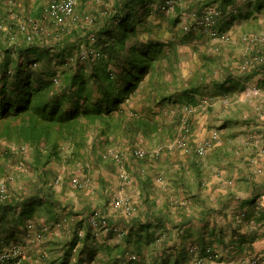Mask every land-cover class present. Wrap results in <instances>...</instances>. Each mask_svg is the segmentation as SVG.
<instances>
[{"label":"trees","instance_id":"trees-1","mask_svg":"<svg viewBox=\"0 0 264 264\" xmlns=\"http://www.w3.org/2000/svg\"><path fill=\"white\" fill-rule=\"evenodd\" d=\"M166 1L113 0L112 7L104 2V11L94 17L90 29L86 26L72 27L60 34L62 37L58 38V43L53 44L27 43L22 37L23 43L16 44L17 58L12 56L11 49H5V59L0 63V175L13 166L15 160L20 162L17 157L25 158L23 150L27 145L32 149L31 164L35 174L30 176L31 186L27 193L20 190L19 195L15 196L9 190L8 197H0L1 250L13 239H18L21 228L29 234L30 222L34 223L35 229H40L41 218L47 222L43 225L59 222L67 208L57 194L53 164L84 162L90 131L99 125L97 131L108 136L119 128L121 121L123 123V119L130 115L123 112V104L148 74L157 76L160 83L165 84V70L174 68L180 58L179 48L200 38L201 35L193 31L195 26L212 36L211 31L219 35L229 33L235 21L254 19L259 20L260 25L264 23V17H261L264 14V0H248L241 4H237L239 0H193L185 10L202 15L211 7L222 14L211 27L188 19L190 29H186V21L181 24L180 17L184 10L175 5L174 10L170 11L165 7ZM42 10L43 4L31 13L38 17ZM168 20L170 24L165 25L164 21ZM85 46L95 47L103 55L96 60L66 64L69 55L77 54ZM192 49L202 54L206 61L201 65L197 62L188 85L181 91V97L173 102L198 105L205 93L219 94L225 86L228 87L224 92H229L231 86L237 84L243 87L264 71L263 60L257 64L254 62L240 75H235L228 66L224 67L222 77H210L214 66L222 68L223 65L216 64L215 55L209 56L199 48ZM261 55L264 56V52L261 51ZM30 62H38L39 65L32 67ZM57 75L58 81L55 80ZM160 98L161 103L171 100L164 94ZM133 115L128 117L129 120L136 118L142 125L144 121L138 115ZM4 140L7 143L1 146ZM96 156L103 161L102 156ZM177 205L182 204L177 202ZM100 209L107 211V206ZM113 214H109L108 220L121 228L112 222ZM87 223L83 238L79 235L81 230L78 231L76 227L68 241L55 242L57 246L62 244L64 249L55 259L49 258L51 252L57 253L61 248L46 247L42 252L41 264H132L133 260L128 256L130 245H135V250L142 252L143 244H137L138 240L133 241L132 227L128 232L123 230L122 240L112 244L97 242L93 231L99 230L91 225L89 216ZM142 226L144 228L145 224ZM77 246H80L79 249ZM207 247L198 246L203 252ZM102 253L103 256H100ZM99 256L100 259H97ZM179 256L185 261L191 260L185 248ZM179 256L174 264H180ZM169 258L170 255L166 259Z\"/></svg>","mask_w":264,"mask_h":264},{"label":"crops","instance_id":"crops-1","mask_svg":"<svg viewBox=\"0 0 264 264\" xmlns=\"http://www.w3.org/2000/svg\"><path fill=\"white\" fill-rule=\"evenodd\" d=\"M21 1L25 6L42 4L39 0ZM2 2L4 0H0L1 6ZM185 15H181L185 18L184 21L186 20ZM164 22L165 25L170 24L169 20ZM178 51L180 58L173 66L174 68L170 69L172 71L170 76L165 75L167 80L165 84L160 83L159 78L155 76L157 74H152L155 77L148 74L130 99L123 104V112L131 114V116L134 112H144L145 115L137 116L144 121L142 125H139L136 118L129 120L130 115L126 119H123L121 115L123 123L121 121L120 127L109 133L108 136L101 135L96 131L95 136L99 137L98 140L101 142L94 140L91 150L87 145L84 163L88 166L89 162L94 166L98 165L97 168H101L103 173L102 164H98L99 161L95 162V153L102 156L103 162H106L108 160L102 153L117 148L115 146L118 144L125 146L132 143L131 147L141 144L150 151L161 149V154L157 157L150 156L143 160L133 158L132 161L136 165L133 170L131 159H129L127 166L134 174V180H131L130 183L123 185L121 178L118 179V177L115 181L117 185L121 183L124 187L127 186L131 192L130 196L135 205V211L131 216L115 213L111 215V220L127 232L132 227L133 241L138 240L137 244H143L142 252H137L135 245H130L128 256L133 260L132 264H174L182 249L185 248L189 253V248L193 244L201 248L212 245L221 254L218 259L207 257V264H243L239 259L242 254L264 253V157L258 156L259 147L245 145L246 140L241 145L240 140L234 138L239 132L235 130L239 129L241 112L250 105L248 103H232L225 106L232 101L224 104L219 95L235 94L238 89L247 87L248 82L255 81L250 80L243 87L242 84L232 85L229 92H224L228 87L225 86L219 94L212 93L209 96L215 97L213 103L199 108L192 116V141L194 143H199L211 134L212 130L209 127L215 120L208 119L209 115H221V120L224 122L222 132L226 136L233 135L228 139L230 143L217 144L203 157H196L197 154L194 151L186 152L180 148H172L171 143H165L162 146L160 143L165 140L166 131L173 129L171 131L173 138L170 140H174L180 133L184 107L187 104H182L180 101L173 102V100L175 98L179 100L182 89L188 85V79L196 69L191 64L185 65L184 62L188 60L194 62V58L199 55L195 50L190 49L179 48ZM150 77L153 78L151 84L149 83ZM258 78L256 80L263 86V92L256 97L264 99V71L258 75ZM161 94L171 97V100L161 103ZM233 98L231 97V99ZM237 101L235 100V102ZM234 108L238 109L234 111ZM163 111L166 113L165 117L167 113L172 112L176 116L172 119L175 123H172L171 127L168 119L163 117ZM163 118L166 119L164 122ZM235 125L237 127H234ZM97 127L95 129H98ZM242 127V130L245 131L246 126ZM126 148L124 147V149ZM256 157H259L258 161H250ZM110 159L113 160L111 157ZM113 162L119 170L118 164L114 160ZM159 175H162L163 181L158 179ZM99 176H101L98 177L100 188L98 194L100 195L80 193L81 196L76 202L67 199L68 205L65 206L67 209L58 220L63 224L58 226L59 222L56 221L49 223L50 229L44 247L61 248L57 253L52 251L49 258L55 259L59 251L60 253L64 251L63 245L57 246L55 242L68 241L76 227H78V231L84 230L85 235L88 225L87 217L90 216L93 209L98 208L91 209L93 203L104 206L103 202L111 201L112 195L109 197L108 194L104 195L102 192L109 188L115 189V185L110 184L111 180L108 182L102 175ZM132 183H135L134 190H131ZM85 199L87 201L83 202ZM176 201L182 205H177ZM76 205H83L91 211L83 214L84 210H77L81 207ZM68 212L70 213L68 214ZM74 213L77 215H73ZM130 217L131 219H129ZM39 220L41 224L38 227L41 228L43 224H47L45 218ZM143 224H145L144 228ZM21 229L20 236L18 235L17 238L29 245L32 255L34 258L37 257L34 261L41 264L42 255L40 254L44 249L36 247L41 243L33 244L29 234L23 228ZM94 232L97 242L113 244L122 240V237L116 232H98L96 230ZM79 247L77 246L78 249ZM39 255L41 259L38 257ZM168 255H170L169 260L166 259ZM100 256H103V253ZM100 256L97 259H100ZM179 259L180 264L189 262L180 256Z\"/></svg>","mask_w":264,"mask_h":264},{"label":"rangeland","instance_id":"rangeland-1","mask_svg":"<svg viewBox=\"0 0 264 264\" xmlns=\"http://www.w3.org/2000/svg\"><path fill=\"white\" fill-rule=\"evenodd\" d=\"M39 1H41V3L43 4V3H46L48 0H39ZM192 1L193 0H176V5L178 7H180V9L184 10V12L182 14L183 15L186 14L184 17L188 16V14H189L188 11L190 13L193 12L192 10H185L188 6H190L189 4ZM244 1H248V0H239V2L237 4H241ZM104 2H106L105 3L106 6H109V7H111V5L113 4V0H87V1L81 0L77 9H78L79 13H82V14L89 13V14L93 15V17H97L98 15L101 14V12L104 11V9H103ZM37 7H38L37 5H34V6L29 5V6H26L24 9L21 8V12L23 13V11L25 9H26L25 13L30 12V11L32 12V11H35L37 9ZM16 10L19 11V9H16ZM173 10H174V8L170 9V11H173ZM207 10L208 9H206V11ZM9 13H10L9 7L0 8V19L11 22L12 20L10 21V17L8 16ZM261 17L263 18L264 14H262ZM261 17H259V18H261ZM184 19L185 18L181 17V24H182V20L184 21ZM262 20L264 21V19H262ZM234 23L235 24L232 27V30L229 31V34L232 37L230 41L222 40L221 38H216V37H212L210 35H206L202 31V29H199L201 27L195 26L193 31L200 34L201 35L200 38L198 40L193 41L189 45H184V47L181 46L185 50L186 49L193 50L192 47L199 48L200 51L201 50L205 51V53L207 55L212 56V57L215 55L217 57L216 64H222L223 67L220 68V67L214 66L215 68H214L213 72L209 73V74H211V75H209L210 77H213V76L222 77V75H224L223 74L224 73L223 71L225 70L224 67H228V66H229L228 69H230V71H232L235 75H240L243 72L242 65L245 63V61H248V60L253 61V59H255L261 55V51L264 52V23L263 22H262L263 24L260 25L259 20L250 19V20H244V21H235ZM79 26H83V27L86 26L88 29H90L91 24L82 23ZM247 26H248V28H245ZM246 31L247 32L254 31L255 33H251V34L259 35V37H261V39H263V41H258V42H254V43L250 44V42L246 39V37L250 36L251 34H249V33L245 34ZM256 32H257V34H256ZM22 37L23 36L19 34V35H17L16 38L11 39V35L8 34L7 31H4V32L0 31V63L3 61V59H5V49H8V48L11 49L12 56L14 58L18 57V52L16 50V44L18 45V44L23 43ZM45 39H47V36H44V40ZM48 39H49L48 43H52V44L58 43L57 37L49 36ZM259 43H261V44L259 45ZM194 60H195L194 62H191L188 60L187 62H184V64L187 66L189 64H191L192 66H195V65H197V62H198V64L201 65V64L205 63L204 61H206L204 56H202L200 53L198 56H196L194 58ZM164 63L166 64V61H164ZM257 63H259V62H256L255 64H257ZM205 68L203 70H205ZM206 70H207V68H206ZM165 72H166L165 75L170 76V72H172V71L169 69H166ZM256 79H259L258 76H256L253 79V81H255V82H253V83L248 82L247 87L241 88V90L238 89L235 93L236 95L235 94L231 95L229 93L228 96L230 98L231 97L232 98L234 97V98L230 100V101H232V102H230V104L225 105V106H229L232 103H234V104L248 103L250 105L249 107L245 108L241 112V118L239 119L240 125L238 127L239 129L235 130V131H239V132H237L238 135L236 134L234 136V138L236 137V139H239L241 145H242V142L244 140H246L244 142L245 145H248L250 147H253V145H255V146L259 147L260 150L258 151V156H260L262 158V157H264V99L263 98L259 99L258 97H256L257 95H261L263 92V90H262L263 86H261L260 83L258 82V80H256ZM212 93L213 92L209 91L208 93H205V96L212 95ZM219 97H220L222 103L227 104V103L223 102V100H222L225 97L224 94H220ZM235 100H238V101L235 102ZM245 101H247V102H245ZM232 106H236V105H232ZM236 107H238V106H236ZM237 109L238 108H236V109L234 108V111ZM172 113H167V115L165 117L166 113L164 112V116H163V117L168 119V122H170V127H171L172 123H175L172 119L176 118V116ZM147 114L150 115V113H148V112H147ZM135 115H145V114H144V112H141V113L138 112V113H135ZM209 116H210V118H208V119L215 120V122L212 125L210 124V127H209L210 130L218 129L221 133V140L217 144H219V143L224 144L227 142L230 143L228 139L233 137V135L230 134V135L226 136L225 133L222 132V130L224 129V122H223V120H221L222 119L220 117L221 115H209ZM165 118H163V120H162L163 122H164V120H166ZM243 125L246 126V128H244L245 131L242 130ZM234 127H237V125H235ZM172 130L169 129L168 131L165 132V134H164L166 136V137H164L165 140H162L160 143L162 146H164L165 143H171L173 141V140H170L171 138H173V136L171 134ZM96 131H97V129L94 128L89 133L88 144H89L90 150H91V145L94 143V140H96V142L97 141L101 142L100 140H98L99 137L97 138L95 136L97 134ZM3 142H1V146L5 145L7 143V140H4ZM131 145H132V143H130V144L128 143V145H125V146L118 144L117 146H115L117 148H113V149H119V150H122L126 153V159H127L126 162L128 164L129 159H131V166L133 167L132 168V170H133L134 166H136V165L132 161L134 157L130 154L131 149L134 146L141 145V144L134 145L133 147H131ZM13 146H15V144H13ZM124 147H127V148L124 149ZM214 147L211 148L210 150L214 149ZM165 148H163V150H165ZM31 150H32L31 147H29L28 145L25 146V149L23 150L24 151L23 155H25V158H21L22 156L17 157V159H19L20 162L15 160V164H13V166L9 167L7 170L2 172V174L0 175V183L5 182L8 185L11 193H13L15 196L19 195L20 190L23 191V193H27L29 191L30 186H31V182L29 179H30V176L35 174L34 167H32V164H31V161H32ZM96 154L94 155V157L96 159L95 162L99 161ZM105 154H106V152L102 153L103 156H105ZM105 159H107L108 161L103 162L102 160H100L99 162H97L98 164H100V163L102 164V166L104 168L103 173L101 172L102 171L101 168L100 169L97 168L98 165L94 166L93 163H91V162H89V166L85 165V163L83 161H78L76 163L72 162V163H66V164H57V163L53 164V167L56 170V176L54 177L53 181H54L56 187L58 188L57 194L61 198V200L63 201L64 205H68L67 199H69L70 201L76 202L77 199L80 198V196H81L80 193H87V195H97V196L100 195V194H98V191L100 189L98 186V181H99L98 177H101L99 175H102L103 178H105L108 182L111 180L110 184L113 186L115 185V189L109 188L106 191H103L102 193L104 195L108 194L109 197H111V195H112V199L116 195H123V196L129 197L132 200V198L130 196L131 192H129L127 186L126 187L123 186V185H127V184H124L123 182H122L123 185L121 183L118 184L119 186L117 184H115L117 177H118V179L120 178L117 165L114 164L113 160H111L109 156H107ZM258 160H259V157H256L254 159H251L250 161L256 162ZM132 170L128 169V171L131 175V180H134V177H133L134 174H132L133 173ZM85 176H88L90 179L91 184H90L89 188H77V187L73 186L72 179H74L75 177L85 178ZM58 179H60L59 182H58ZM131 185H132L131 190H134L135 189L134 188L135 183H132ZM114 192H116V193H114ZM70 197H73V198H70ZM84 201H87V199L83 200V202ZM176 202H178V201H176ZM109 203H110V201H108V200H106L105 203L103 202V204L107 205V207L109 206ZM76 206L81 207V208H77V210H80V211H82V209L84 210L83 214L87 213V211H89V212L91 211L90 209L85 208L83 205H76ZM95 207H98L100 209V207H103V205H96L93 203L90 208L92 209ZM75 213H77V212H75ZM75 213L73 215H77ZM119 213H121V212H119ZM78 215H81V214H78ZM31 241L33 244L41 243L40 245L36 246L37 249H39V248L45 249V247H44L46 244L45 240L43 242H37V241H33V240H31ZM12 242L13 243L14 242H20L21 244H23L25 246L26 252H27L28 256H30V261H32V264L40 263V262L34 261V259H36L37 257L35 256V258H34V256L32 255V251H31V249L27 243L23 242L21 239H17V240L13 239L11 242L8 243V245H10ZM0 253H1V248H0ZM38 253L40 254L41 252H38ZM248 254H254V253L242 254L239 257L240 262H242L241 258L244 257L245 255H248ZM40 255H42V254H40ZM40 255L38 257L41 259ZM0 264H12V263H5L0 259ZM243 264H248V263H243Z\"/></svg>","mask_w":264,"mask_h":264},{"label":"built area","instance_id":"built-area-1","mask_svg":"<svg viewBox=\"0 0 264 264\" xmlns=\"http://www.w3.org/2000/svg\"><path fill=\"white\" fill-rule=\"evenodd\" d=\"M81 0H48L46 3H43V10L40 16H34L31 12L23 13L21 8H25L23 1L21 0H4L2 2V7H9L10 21H5L0 19V31H7L11 35V39L17 37V35H22L27 43H37L45 42L48 43L49 36H54L60 38L65 30L68 31L72 27L79 26L82 23L92 24L94 22L93 15L87 13L82 14L78 11V6ZM176 0H167L166 6L169 10L175 8ZM16 9H19L16 10ZM221 11L215 8H208L202 15H197L195 12H191L186 17L185 28L190 29L187 21L192 19L197 21L198 25L204 27H211L216 24L219 17L221 16ZM12 18V19H11ZM16 33V34H15ZM212 37L221 38L222 40H231V35L229 33H223L219 35L217 32L211 31ZM44 36H47V39L44 40ZM246 39L251 43L263 41L259 35L251 34L247 36ZM103 53L95 47L85 46L77 54L69 55L66 59V64L73 63L74 61H86L87 59H99ZM264 56L260 55L259 57L253 59L256 62H263ZM251 60L245 61L242 65L243 70L250 68L254 63ZM38 62H30V66L37 67ZM8 72H12L9 70ZM59 75L55 77V80L58 81ZM215 97L213 96H203L198 105H186L184 107V115L182 117L180 133L178 136L171 142L170 146L172 148H180L186 152L194 151L199 156H206L208 151L213 148L220 140L221 133L218 129H213L211 134L204 138L199 143H194L192 141V130L193 122L192 116L199 109L204 106H209L213 103ZM223 102L229 103L231 98L227 95L222 99ZM136 159H145L149 156L157 157L161 154V149L150 151L142 145L134 146L131 149L130 153ZM105 156L113 158L119 166V176L121 181L124 184H127L131 181V175L128 171L127 162H126V153L119 149H110L106 152ZM160 181H163L164 178L162 175L158 176ZM60 179H58L59 182ZM73 186L77 188H89L90 179L88 176L85 178L75 177L72 179ZM9 196V189L5 182L0 183V197L2 199ZM135 205L133 201L126 196L116 195L109 203L107 211L96 208L92 211L89 216V221L91 225L99 231H114L120 237L123 236V229L119 226H116L108 220V216L111 213H123V215L131 216L134 214ZM63 222L57 223L58 226H61ZM30 229L29 236L30 239L37 242H43L47 238V233L50 229L48 225H43L40 229H35L34 223L30 222L28 224ZM79 235L84 236V231L81 230ZM189 253L191 255V260L188 264H207V257H214L218 259L221 257V254L212 247H207L206 251H201L197 245H191L189 248ZM0 259L5 263L12 264H31L30 256H28L25 246L20 242H12L7 247L2 248L0 253ZM243 263L248 264H264V253L262 254H248L241 258Z\"/></svg>","mask_w":264,"mask_h":264}]
</instances>
